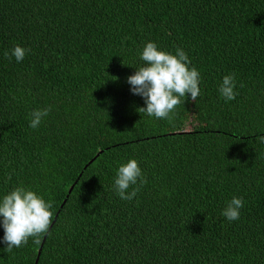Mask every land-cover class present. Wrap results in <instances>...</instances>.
Listing matches in <instances>:
<instances>
[{"label": "trees", "instance_id": "1", "mask_svg": "<svg viewBox=\"0 0 264 264\" xmlns=\"http://www.w3.org/2000/svg\"><path fill=\"white\" fill-rule=\"evenodd\" d=\"M149 42L200 73L170 119L140 113L127 83ZM260 136L264 0H0V200L23 186L53 213L39 244L0 242V264H35L39 248L37 264H264ZM132 159L148 182L125 201L113 184Z\"/></svg>", "mask_w": 264, "mask_h": 264}, {"label": "clouds", "instance_id": "2", "mask_svg": "<svg viewBox=\"0 0 264 264\" xmlns=\"http://www.w3.org/2000/svg\"><path fill=\"white\" fill-rule=\"evenodd\" d=\"M28 51L30 49L17 45L11 50V57L19 63ZM4 55L5 58H10L8 52ZM139 59L144 65L127 78V83L132 86L130 91L133 95L144 99L146 107L139 108L140 113L157 119H170V113H173L186 94H190L193 101L197 100L200 95V73L195 67H189L191 61L182 49L178 48L173 55L158 50L155 43L149 42ZM235 88V75L229 74L223 77L218 91L225 101H232L238 94L234 91ZM50 111V108L33 110L29 127L36 129ZM257 140L264 143V136L257 137ZM138 182L142 186L148 181L142 175L138 162L132 159L118 168L113 189L122 200L130 201L137 195L139 187L132 188L130 192L128 190ZM243 204V198L233 197L221 215L229 222L236 221ZM51 208V202H46L37 193L23 186L16 187L5 195L0 200V217L4 229L3 241L0 242L6 245L5 251L11 252L14 248L26 245L29 238H32L34 244H39L40 238L48 233L52 223Z\"/></svg>", "mask_w": 264, "mask_h": 264}, {"label": "water", "instance_id": "3", "mask_svg": "<svg viewBox=\"0 0 264 264\" xmlns=\"http://www.w3.org/2000/svg\"><path fill=\"white\" fill-rule=\"evenodd\" d=\"M71 190H72V187L69 189V192H70ZM40 252H41V248H39V250H38L37 257H36V259H35V264H37V262H38Z\"/></svg>", "mask_w": 264, "mask_h": 264}]
</instances>
